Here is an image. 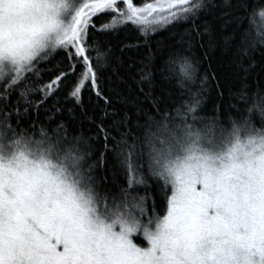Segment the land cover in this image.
I'll return each mask as SVG.
<instances>
[{
    "label": "snow or ice",
    "instance_id": "snow-or-ice-1",
    "mask_svg": "<svg viewBox=\"0 0 264 264\" xmlns=\"http://www.w3.org/2000/svg\"><path fill=\"white\" fill-rule=\"evenodd\" d=\"M257 8L264 16V0H0V264H264V88L247 106L257 53L264 67V33L250 23ZM107 12L116 15L97 28L93 18ZM202 12L218 27L196 26ZM117 16L145 37L174 21L194 26L164 45L165 74L147 39L121 48L148 49L125 61L90 34L115 30ZM217 43L242 85L233 98L245 107L230 105L241 116L229 115L230 127L198 114L203 85L221 87L214 74L197 93L185 85L196 77L194 50ZM176 65L179 91L157 94L153 71L172 81ZM85 90L103 102L92 115ZM61 93L73 107L61 105ZM76 109L88 135L65 119ZM141 161L163 181L162 217L154 209L149 216L147 198L134 194L147 183ZM121 173L127 187L117 183ZM137 234L147 247L134 242Z\"/></svg>",
    "mask_w": 264,
    "mask_h": 264
},
{
    "label": "trees",
    "instance_id": "trees-1",
    "mask_svg": "<svg viewBox=\"0 0 264 264\" xmlns=\"http://www.w3.org/2000/svg\"><path fill=\"white\" fill-rule=\"evenodd\" d=\"M142 0H134L138 6L141 4ZM143 2H152V0H143ZM262 2V0H251L253 5H258ZM121 10H126V6L124 4L117 5ZM260 8L256 9V13L251 17V28L254 34L264 33V16H260ZM116 15L115 13L107 12L100 14L97 17L93 18V23L100 27L101 24L110 23L112 20V16ZM205 22L215 23L218 27V22H214L212 17L206 13H201L195 18V25L200 26L201 29ZM117 24L118 27L115 30H108L106 34H100L98 32H94L90 29L91 35H96L99 39L105 42L106 46H110L114 52V55L117 57H121L125 61L129 58L133 60H139L141 56L148 51V49L144 47H133L131 49H125L123 52L120 51L125 45H143L145 40H148V43L152 45L151 51L154 53V63L157 68H164L165 74L167 73V68L164 67L163 59L166 57L163 56V49L165 44H170L173 39L177 38V34L183 35L188 29L192 28L193 22L191 20H179L174 21L172 24L167 26H159L156 33L151 34L149 37H145L141 31L139 26L132 24L131 22L127 24H121L120 18L117 16ZM205 45H207V35L204 36ZM157 42H160L159 44ZM194 54L199 58V63L196 65L197 72L196 77L192 81H186V87L191 88L193 93H197L200 91L201 87V78L206 74H214L216 80L220 82L219 91L216 90L214 86V82H207L203 85L204 87V95L201 109L199 110V115L201 117H215L218 116L219 122L224 127H230V124L227 122V117L231 115V117L240 121V114L230 105H236V108L243 109L245 107L244 103L241 101H237L235 98V94L242 87L240 81L232 75L235 72V68L231 66V54L224 49L223 44L217 43L211 49L205 47V49H195ZM63 59L62 54L56 56L55 62H59ZM257 67L253 70L250 78L247 80V84L249 85L251 91L249 95L251 100L248 103V107H251L253 103L257 100V86L259 85L261 88H264V67L260 65V56L259 53L256 55ZM51 67V64L48 65ZM176 77L173 78L172 81H163L161 79V75L157 71H153L154 82L156 84V93L159 94L161 88L170 89L173 93L178 92L179 90L175 87V79L181 78L179 65L175 67ZM49 79L48 74L43 75V82H47ZM139 79V77H137ZM132 87L135 89L136 85L133 84ZM219 92H223L224 95L220 96ZM264 94V93H261ZM65 93H61V105L71 108L73 107V101H65L64 100ZM40 97V93L37 92L32 97L33 99H38ZM185 100L188 99V96L184 97ZM50 103V102H49ZM103 104L102 101H98L94 92H89L85 90L83 92V108L84 111L87 112L88 115H92L93 111L97 110V105ZM119 106V105H118ZM173 107H179V103L174 105ZM129 112L134 111L131 106L128 107ZM173 115L175 113L173 112ZM247 115V113H245ZM252 121L256 124V127H260V115L258 111H254L252 115ZM41 119H43V114L41 115ZM65 119L68 120L69 123H75L76 126L84 130L85 135H88L89 122L87 119H84L81 111L76 109L73 113L71 119L68 118V114L65 113ZM136 135H141V133L136 132ZM95 155V153L93 154ZM111 159H106L105 166L107 168H111L112 166ZM144 171L141 173L147 183L142 185H134V194L146 197L145 207L147 209V214L149 216L153 215V209L155 215L163 216L167 209V201L164 195V191L161 190V185L163 181H157L153 178H149L146 171V163L144 161L140 162ZM117 183L121 184L124 187H127L126 177L121 173L117 176ZM168 196L170 195V186L169 190H167ZM138 238V236H136ZM140 242V237L137 240ZM143 244H145L143 242Z\"/></svg>",
    "mask_w": 264,
    "mask_h": 264
},
{
    "label": "rangeland",
    "instance_id": "rangeland-1",
    "mask_svg": "<svg viewBox=\"0 0 264 264\" xmlns=\"http://www.w3.org/2000/svg\"><path fill=\"white\" fill-rule=\"evenodd\" d=\"M170 195H171V191H170ZM169 195V196H170ZM166 211H167V209H166ZM166 211H165V214H166ZM164 214V215H165ZM162 217V216H161ZM136 236H138V238L136 237ZM139 237H140V242H138L137 240L139 239ZM133 239H134V242L135 243H137L139 246H141V247H147V242H146V240H144L143 238H142V236L141 235H139V234H137V235H135L134 237H133ZM143 242L145 243V244H143Z\"/></svg>",
    "mask_w": 264,
    "mask_h": 264
}]
</instances>
